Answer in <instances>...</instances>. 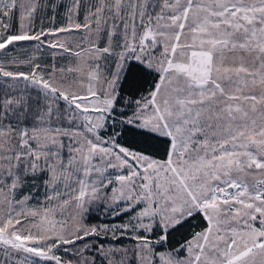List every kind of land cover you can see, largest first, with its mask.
<instances>
[{
  "label": "snow or ice",
  "instance_id": "obj_1",
  "mask_svg": "<svg viewBox=\"0 0 264 264\" xmlns=\"http://www.w3.org/2000/svg\"><path fill=\"white\" fill-rule=\"evenodd\" d=\"M0 264H264V0H0Z\"/></svg>",
  "mask_w": 264,
  "mask_h": 264
}]
</instances>
